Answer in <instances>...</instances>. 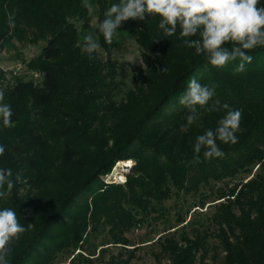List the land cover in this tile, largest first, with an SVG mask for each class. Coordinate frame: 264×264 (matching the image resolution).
<instances>
[{
  "label": "trees",
  "instance_id": "obj_1",
  "mask_svg": "<svg viewBox=\"0 0 264 264\" xmlns=\"http://www.w3.org/2000/svg\"><path fill=\"white\" fill-rule=\"evenodd\" d=\"M118 2L97 0V25L106 8ZM82 3L0 0V52L15 39L45 43L28 64L40 77L38 84L16 79L5 88L7 74L0 68V90L14 111L11 127L0 123L5 146L0 168L23 177L10 196L0 199V208H13L28 229L11 246L10 264H43L44 258L53 263L58 253L79 246L89 227L100 225L110 226L116 244L128 246L126 233L139 224V213L156 212L171 199L173 188L188 193L211 180L264 170V47L248 52L252 62L234 74L238 59L213 67L183 45L179 29L164 37L158 17L130 19L126 22L137 27L142 65L132 68L133 88L117 102V64L111 58L117 44L106 43L96 27L106 58L98 51L91 60L81 53L83 32L92 20ZM76 21L83 23L82 32ZM192 77L218 86L209 104L198 108L199 119L182 131L190 113L179 98ZM224 104L242 111L238 142L217 140L223 157L205 159L201 149L197 160L196 137L215 130ZM213 105L216 110L209 111ZM121 161L134 163L125 185L105 183ZM33 190L38 191L34 197ZM225 190L218 196L223 202L216 206L218 229L212 234L226 252L225 264H264V174ZM32 207L38 211L33 216ZM209 237L203 232L182 244L166 239L161 256L170 255L173 264H193L198 253H206Z\"/></svg>",
  "mask_w": 264,
  "mask_h": 264
},
{
  "label": "clouds",
  "instance_id": "obj_2",
  "mask_svg": "<svg viewBox=\"0 0 264 264\" xmlns=\"http://www.w3.org/2000/svg\"><path fill=\"white\" fill-rule=\"evenodd\" d=\"M82 6L89 17L94 16L96 5L83 0ZM103 15L97 28L108 44L118 35L117 29L122 22L158 17V28L164 37L175 35L179 29L183 45L194 49L197 55H203L211 66L222 68L238 59L234 74L243 72L245 65L252 62L253 57L248 52L264 47V7L260 6V0H119L108 6ZM8 24L15 26L12 15L8 17ZM196 36L199 39H191ZM100 47L98 37L88 34L84 36L81 53L91 60ZM129 61L133 62L134 58ZM217 86L202 85L195 77L189 80L179 98V103L190 113L186 117L187 123L181 125L182 131L199 119L198 108L209 104L216 95ZM4 99V91L0 90V123L7 128L13 125L14 111L11 103H5ZM215 104L219 105V101ZM222 107L226 112L218 120L215 130L209 129L196 137L194 153L197 160L201 149H204L205 159L223 157L217 140L225 144L238 142L236 133L240 129L242 111L230 109L227 104ZM208 110H216L215 105ZM4 153L5 146L0 144V156ZM17 182H23L21 173L14 177L11 168H0V199L10 196ZM27 230L13 208H0V264H10L11 246Z\"/></svg>",
  "mask_w": 264,
  "mask_h": 264
},
{
  "label": "rangeland",
  "instance_id": "obj_3",
  "mask_svg": "<svg viewBox=\"0 0 264 264\" xmlns=\"http://www.w3.org/2000/svg\"><path fill=\"white\" fill-rule=\"evenodd\" d=\"M90 2L96 5V12L92 16L90 30L83 32V35L92 34L97 37V0ZM75 24L78 31L82 32L83 23L76 21ZM136 30L137 27L124 21L117 29L118 35L113 38L117 44L111 52V58L117 64V89L114 95L117 102H121L126 93L133 88L132 68L135 65H142V53L140 46L137 45ZM44 46L43 42L31 44L15 39L0 52V68L7 74L5 88L13 85L16 79L34 80L36 84L40 82V77L28 64L40 56ZM98 52L104 59L106 58V53L101 47ZM132 58L134 61L130 62ZM119 163L104 178L105 183L125 185L134 163L130 161L129 166H118ZM257 169L251 174H239L234 179L211 180L209 184H202L197 191L187 193L173 188L171 199L158 205L156 212L139 213V224L126 233L130 242L128 246L113 241L110 226L100 225L94 229L89 227L88 235L79 246L58 253L53 263H48L44 258L43 264H173L170 255L161 256L160 243L171 239L182 244L185 238L192 240L203 232L210 234L206 239L207 251L204 255L202 252L198 253L193 264H225L226 252L220 240L212 236L218 229L214 224L216 206L223 202L218 196L222 190L226 191V188H231L237 183H245L258 172L264 174L263 169L258 171ZM36 194L38 191L33 190L32 196ZM22 195L26 197L28 194L22 191ZM30 212L32 216L33 213H38L33 207Z\"/></svg>",
  "mask_w": 264,
  "mask_h": 264
},
{
  "label": "bare ground",
  "instance_id": "obj_4",
  "mask_svg": "<svg viewBox=\"0 0 264 264\" xmlns=\"http://www.w3.org/2000/svg\"><path fill=\"white\" fill-rule=\"evenodd\" d=\"M130 165V161L129 162H120L119 164H118V166H129ZM120 180V179H119Z\"/></svg>",
  "mask_w": 264,
  "mask_h": 264
}]
</instances>
